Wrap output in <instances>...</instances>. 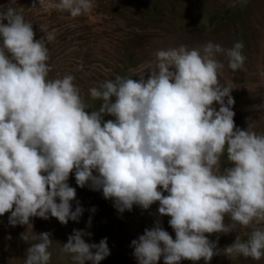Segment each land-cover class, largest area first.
Returning <instances> with one entry per match:
<instances>
[{
  "label": "clouds",
  "instance_id": "9594fccd",
  "mask_svg": "<svg viewBox=\"0 0 264 264\" xmlns=\"http://www.w3.org/2000/svg\"><path fill=\"white\" fill-rule=\"evenodd\" d=\"M39 4L71 18L93 8V0ZM34 37L21 14L0 12V216L10 213L11 226H27L21 239L38 241L24 264L51 259L50 233L32 235L31 218L79 222L84 209L78 202L72 209V174L79 188L102 191L120 213L158 203V216L170 218L175 240L157 219L132 241L137 264H157L161 257L164 264H208L219 252L206 234L237 228L252 230L244 241L238 235L224 255L264 257V134L253 124L236 127L231 88L218 80L224 64L215 59L223 55L229 69H241V42L231 48L208 42L202 52L158 50L147 74L117 75L91 88V98L103 103L89 112L72 75L49 78V49L43 37ZM225 152L228 166L222 168ZM85 235L91 233L74 230L60 252L75 264H100L110 255L107 239L89 244Z\"/></svg>",
  "mask_w": 264,
  "mask_h": 264
},
{
  "label": "rangeland",
  "instance_id": "374dc122",
  "mask_svg": "<svg viewBox=\"0 0 264 264\" xmlns=\"http://www.w3.org/2000/svg\"><path fill=\"white\" fill-rule=\"evenodd\" d=\"M55 2L58 0H45L46 4ZM232 3L233 0H93L91 12L71 18L67 12L45 11L39 0H0V12L11 8L33 25L34 39L43 37L50 52L49 78L72 75L89 112L99 110L103 103L91 98V88H98L117 75L135 79L147 74L157 62L158 50L180 46L192 50L212 41L231 48L241 42L245 57L243 67L233 71L224 56H219L217 61L225 68L218 71V80L231 88L236 127L246 130L253 124V131L264 134V0H245L235 7ZM49 34L54 37L51 41L47 39ZM182 34L185 38L180 36ZM214 107L219 110L218 104ZM109 119L113 117H104L105 121ZM227 166L225 152L221 167ZM68 183L76 189L73 211L77 202L84 209L79 222L62 225L55 218H31L28 226L32 235L50 233L53 242L48 249L51 252L49 264H75L70 256L60 252V245L68 242L74 230L91 233L83 237L89 244L107 239L110 255L100 264H137L132 241L151 229L157 219L175 240V232L168 223L170 218L158 216V203L148 210L133 206L131 211L120 213L111 200L103 198L102 191H93L88 186L79 188L74 174L70 175ZM9 215L0 216V264H24L28 247L38 241L22 240L21 234L27 231V226H11ZM225 223L231 221L226 217ZM251 230L237 228L226 234H206L216 243L219 252L208 264H264L263 258L254 261L224 255V249L232 245L238 235L244 241L248 238L244 233ZM157 264H164L163 257ZM180 264H205V261L182 260Z\"/></svg>",
  "mask_w": 264,
  "mask_h": 264
},
{
  "label": "bare ground",
  "instance_id": "6f19581e",
  "mask_svg": "<svg viewBox=\"0 0 264 264\" xmlns=\"http://www.w3.org/2000/svg\"><path fill=\"white\" fill-rule=\"evenodd\" d=\"M208 1H209V0H208ZM210 1H211V0H210ZM212 2H213V0H212ZM199 35H200V34H199ZM180 36H181L182 38H185V35H183V34L180 35ZM212 43H214V44H219L220 46H222V44H221L220 41H219V42H218V41H212ZM202 48H203V47L198 48L197 50H200V51L202 52ZM249 50H250V49H249ZM219 56L222 57V55H218V56L215 57V59L218 60V57H219ZM223 59H224V58H223ZM225 64H226V63H225ZM224 68H225V67H224ZM240 78H241V77H240ZM15 228H16V227H15ZM22 231H24V228L22 229ZM24 232H26V231H24ZM18 234H19V233H18ZM208 235H209V234H208ZM212 235H213V234H212ZM212 237H213V236H212ZM226 239H227V238H226ZM220 240H221V239H220ZM221 241H222V240H221ZM224 245H225V244H224ZM262 258H263V261H264V257H262ZM249 262H251V261H249ZM252 263H253V262H252ZM250 264H251V263H250Z\"/></svg>",
  "mask_w": 264,
  "mask_h": 264
}]
</instances>
